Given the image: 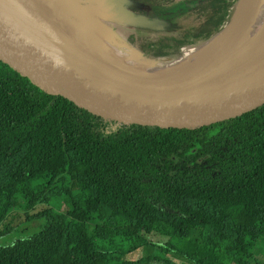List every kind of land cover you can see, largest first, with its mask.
Listing matches in <instances>:
<instances>
[{"label":"trees","instance_id":"obj_1","mask_svg":"<svg viewBox=\"0 0 264 264\" xmlns=\"http://www.w3.org/2000/svg\"><path fill=\"white\" fill-rule=\"evenodd\" d=\"M150 1L193 5L177 41L185 47L215 36L236 0ZM149 20L154 30L167 24ZM127 42L140 58L180 56L143 54L138 35ZM32 221L35 233L1 242ZM263 239L264 109L193 137L113 132L0 66V264H264L252 254ZM145 246L153 253L127 258Z\"/></svg>","mask_w":264,"mask_h":264},{"label":"water","instance_id":"obj_2","mask_svg":"<svg viewBox=\"0 0 264 264\" xmlns=\"http://www.w3.org/2000/svg\"><path fill=\"white\" fill-rule=\"evenodd\" d=\"M100 1L114 8L121 5L117 11L99 9L98 15L100 13V18L104 19H98V27L109 33L119 46L131 50L136 59L156 64L181 58L138 57L136 47L127 42L120 29L121 35L118 34L114 26L117 21L112 19L114 13L117 19L125 16L124 3ZM255 2L236 0L228 21L215 36L206 42L185 46L195 48L212 43L215 49L207 62L172 82L141 90L129 84L128 79L117 78L97 54L93 59L73 46L87 43L84 32L82 39H75L41 12L32 0H0V66L37 96L56 101L110 131L193 137L224 124L248 119L264 109V54L205 82L218 64L241 44L230 43V39L242 28V20ZM147 20L132 15L126 21L145 25L149 24ZM58 30L68 35L71 42H66Z\"/></svg>","mask_w":264,"mask_h":264},{"label":"rangeland","instance_id":"obj_3","mask_svg":"<svg viewBox=\"0 0 264 264\" xmlns=\"http://www.w3.org/2000/svg\"><path fill=\"white\" fill-rule=\"evenodd\" d=\"M38 6L37 8L46 14L49 18L59 25L62 30L71 34L75 39L81 37L84 32L87 34L85 45L90 47L95 54H97L105 66H110L113 74L119 78L127 80L130 77H141L147 74H156L159 71L179 68V67H191L194 64L192 61H188L186 56L188 54L196 51L200 47H185L181 48L180 59L178 61L163 60L156 64L149 63L147 61L138 60L133 56L131 50L119 46L109 33H106L102 28L98 27L99 21L104 18H100V13L98 15V10L102 12H110L113 9H120V6L114 8L107 3L101 2L100 0H32ZM181 5V4H180ZM185 7H191V4H187ZM104 14V13H103ZM106 14V13H105ZM150 17V15H148ZM158 18V17H156ZM76 20V21H75ZM192 16L188 13L178 25L175 23L174 27L180 29L190 28L192 22ZM185 21V22H184ZM105 22H108L105 20ZM264 23V0H256L254 5L248 10L247 14L242 20V28H239L230 39V43L240 44L250 38L252 34L256 35L257 32L261 30V26ZM110 23L108 24V26ZM130 29V31H133ZM239 33V34H238ZM118 34L121 35V31L118 30ZM123 35V34H122ZM82 39V38H80ZM83 44V43H82ZM208 46H212V43H208ZM95 48V49H94ZM98 48V50H96ZM101 50V51H100ZM78 199H83V196L78 193L76 196ZM51 207L54 209L60 208V204L51 203ZM42 210L41 206H38L34 212ZM66 211V206L61 207V212ZM20 214L18 219L13 223L23 222V214ZM40 222H29L23 223L19 227V233H13L11 236L6 237L1 240L3 243H8L13 241L22 235H30L35 233L39 228ZM198 232H192L191 237L196 238ZM149 241L156 243H163L166 241L165 238L159 237L157 235L149 236ZM153 253V248L149 246L138 247L131 251L128 255V259H139L145 257L148 254ZM253 257L256 260L262 261L264 259V239L259 242L257 246L254 247L252 251ZM171 260L177 264H188L187 262L168 256Z\"/></svg>","mask_w":264,"mask_h":264},{"label":"flooded vegetation","instance_id":"obj_4","mask_svg":"<svg viewBox=\"0 0 264 264\" xmlns=\"http://www.w3.org/2000/svg\"><path fill=\"white\" fill-rule=\"evenodd\" d=\"M133 5H135L137 9L133 8V12H130V7H132ZM122 7L126 9V12L124 13L125 16L122 17V19H117L116 13H114L115 15L112 17V19L117 21V24H114V26H117L116 29H120L125 33V39H128L130 35H138L139 40L141 41L139 49L143 54L156 55L158 53L171 54L177 51L180 52L183 46L178 47L177 41L182 40V31H186L189 28L178 30V28L174 27L173 25H175L174 21L178 25V23L188 13H190V9L193 7L192 4L190 9L188 7L184 11H180V9H184L185 7L180 6L181 8H179L177 1L162 2L150 0H135L132 2L126 1V3L122 5ZM114 11H117V9ZM128 13L137 15L140 18H147L149 24L145 26L151 27V20L149 19H156V17L164 20V22H166L167 24H164V27L162 29L158 28L154 30V27H151L152 29L149 31L145 27L136 28L135 23L129 24L126 21L132 16L128 15ZM148 15H150V17ZM133 27L135 31H130V29H132ZM159 42L166 43V47H163V45Z\"/></svg>","mask_w":264,"mask_h":264},{"label":"bare ground","instance_id":"obj_5","mask_svg":"<svg viewBox=\"0 0 264 264\" xmlns=\"http://www.w3.org/2000/svg\"><path fill=\"white\" fill-rule=\"evenodd\" d=\"M60 35L66 40V42H71L68 35L63 34L62 32H60ZM73 46H75L82 55L90 56L93 59L96 58V54L93 52V50L84 43L79 44V46L73 44ZM214 49L215 46L210 47L208 44H205L198 50L188 54L186 59L196 64L191 67L171 68L159 71L156 74H147L141 77H130L128 78V82L132 86L140 87L141 90L162 86L163 84L183 77L185 73H190L194 68L200 67L212 57ZM263 54L264 23L261 26V30L257 32L256 35L252 34L250 38L241 43L232 54L223 59L218 64L216 70L207 77L205 82H209L215 78H218L229 71L234 70L235 68H240L252 60L259 58Z\"/></svg>","mask_w":264,"mask_h":264}]
</instances>
